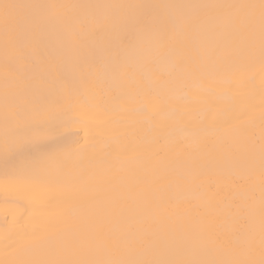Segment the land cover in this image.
Returning a JSON list of instances; mask_svg holds the SVG:
<instances>
[{"label":"snow or ice","instance_id":"obj_1","mask_svg":"<svg viewBox=\"0 0 264 264\" xmlns=\"http://www.w3.org/2000/svg\"><path fill=\"white\" fill-rule=\"evenodd\" d=\"M101 34L104 39L94 44L85 39ZM48 40L55 42L54 61L43 57L41 44ZM257 66L264 79V0H0V167L5 179L38 185L52 193L51 199L57 189L83 193L81 216L68 215L51 227L6 229V239L13 240L12 258L0 264H264V89L258 138L251 132L254 110L227 116L240 111L238 99L229 98L227 109L217 113L219 119L206 121L178 106L180 99L170 91L195 74L222 77L225 71L248 73L240 83L251 88ZM254 99L249 91L248 101ZM68 100L95 101L101 109L117 102L128 116L119 121L122 126L142 131L147 124L152 144L164 137L168 151L129 145L98 160L89 154L87 142L76 148L51 147L48 142L59 134L56 122L66 114ZM183 103H201L208 112H217L206 100L185 96ZM125 136L121 133L116 143ZM202 155L240 163L226 207L218 208L211 198L201 209L186 207L188 223L167 231L89 228L93 215L99 216L92 187L97 163L110 167L113 160L127 161V173L136 177L138 159L145 167L157 161L161 167L153 179L163 181L172 172L194 168ZM257 173L258 198L253 183ZM65 198H70L67 193ZM206 215H226L230 225L216 230ZM149 219L156 217L146 215L141 222Z\"/></svg>","mask_w":264,"mask_h":264},{"label":"bare ground","instance_id":"obj_2","mask_svg":"<svg viewBox=\"0 0 264 264\" xmlns=\"http://www.w3.org/2000/svg\"><path fill=\"white\" fill-rule=\"evenodd\" d=\"M10 2H37V0H10ZM38 2H65V3H146L168 2V0H38ZM85 39L94 44L104 39V34L89 36ZM45 49L43 57L49 61L56 58L55 42L45 41L41 44ZM246 72L225 71L223 76H201L195 74L173 86L171 94L180 99L178 106L186 108L190 115L206 121L219 119L217 113L223 112L228 107L229 98L240 101V111L235 114L228 112V117L241 116L250 109L256 113V123L251 132L258 138L261 127L259 120L260 96L264 89V79L261 78L259 66L254 70L255 84L249 88L241 85L240 81L247 77ZM228 81H232L229 83ZM3 87V70L0 69V90ZM251 91L255 99L248 101V93ZM115 95V94H113ZM191 97L206 100L216 107V113H210L201 103L184 104L183 98ZM55 98V97H54ZM151 103V101L146 100ZM117 102L110 101L107 109L98 108L95 101L83 103L77 100H68L67 109L59 121V134L54 141H49L51 147L63 146L76 148L87 142L89 154L100 158L107 153L116 154L126 146H137L141 150L168 151L167 141L164 137L157 144H152L153 134L147 124L142 131H136L134 127L125 128L119 121L128 116L119 111ZM123 105L124 102H118ZM139 119V117H137ZM187 131L191 132L192 129ZM121 133L126 136L116 143ZM259 163L257 157V165ZM127 161H115L106 166L97 163V181L92 185L96 190L95 208L99 210V216L93 215L88 226L94 229L97 226L103 230L123 231L126 229L145 228L150 230L167 231L172 228H180L188 223L183 216L186 207L201 209L204 202L211 198L218 208H224L231 203L233 192L231 181L240 170L239 161L217 156L215 159L202 155L194 168L184 167L178 172L170 173L163 181H154V170L161 167L157 161H152L148 167L143 166L141 160H137L135 167L137 176H130L126 169ZM256 196L259 197V176L254 178ZM65 193L70 198H65ZM83 193H75L73 189L66 188L55 190V198L52 193L38 185L27 183L7 182L0 167V260H9L8 255L12 239H6V229L21 230L33 225L51 227L60 223L68 215H83L80 207V196ZM147 197V201L145 200ZM179 200V203H177ZM115 207L116 212H105V209ZM124 209L122 212L119 209ZM156 217L155 220H146L144 216ZM205 221L216 230L227 229L230 219L226 215H206ZM195 222L192 227L196 228Z\"/></svg>","mask_w":264,"mask_h":264}]
</instances>
